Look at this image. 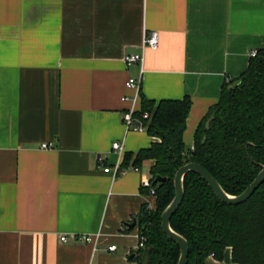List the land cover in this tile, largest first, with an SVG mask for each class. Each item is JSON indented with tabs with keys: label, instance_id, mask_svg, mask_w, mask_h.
<instances>
[{
	"label": "crops",
	"instance_id": "crops-1",
	"mask_svg": "<svg viewBox=\"0 0 264 264\" xmlns=\"http://www.w3.org/2000/svg\"><path fill=\"white\" fill-rule=\"evenodd\" d=\"M153 30L159 47L143 52ZM262 48L264 0H0V264H138L128 224L155 209L141 189L152 162L117 168L154 139L123 124L140 109L128 81L156 102L192 99V149L223 85ZM142 52L141 75L125 57ZM207 264H235L231 248Z\"/></svg>",
	"mask_w": 264,
	"mask_h": 264
},
{
	"label": "trees",
	"instance_id": "trees-1",
	"mask_svg": "<svg viewBox=\"0 0 264 264\" xmlns=\"http://www.w3.org/2000/svg\"><path fill=\"white\" fill-rule=\"evenodd\" d=\"M192 104L188 96L156 102L140 91V109L134 116L154 141L136 154L126 153L121 165L124 169L152 162L155 209L144 205L143 212L149 214L138 219L139 234L146 239L145 247L135 253L138 264H143L148 253L149 264L179 262L180 248L163 232L161 216L175 198L174 180L181 167L202 165L231 196L241 195L262 171L264 48L251 57L242 75L223 85L218 103L195 132L193 148L187 149L184 134ZM158 177L167 181L154 184ZM171 228L189 244L187 264H207L210 257L222 260L228 248L235 264H264V183L247 202L230 205L221 201L202 177L190 172Z\"/></svg>",
	"mask_w": 264,
	"mask_h": 264
},
{
	"label": "water",
	"instance_id": "water-1",
	"mask_svg": "<svg viewBox=\"0 0 264 264\" xmlns=\"http://www.w3.org/2000/svg\"><path fill=\"white\" fill-rule=\"evenodd\" d=\"M208 125L209 123L207 124V126ZM190 172H194L198 174L200 177H202L207 182V184L210 186V188L214 191V193L218 196V198L224 203H227L230 205H240V204L247 202L252 197V195L255 193V191L264 183V167H263L258 177L241 195L231 196L223 190V188L218 183V181L202 165L198 163H189L181 167L178 170L175 176V180H174L175 198L173 199L171 204L164 210L161 216V227H162L163 232L166 234V236L170 240L175 242L180 248V258H179L178 264L188 263L189 244L185 238H183L181 235L176 233L171 228V220L183 202L184 179H185V176ZM166 181H167L166 178L158 177L155 180L154 184L163 183ZM148 214H149L148 212H143V216H148ZM137 224H138L137 220H133L132 224H128V228H135L137 227ZM149 263H150V255L148 253L145 257L143 264H149Z\"/></svg>",
	"mask_w": 264,
	"mask_h": 264
},
{
	"label": "built area",
	"instance_id": "built-area-1",
	"mask_svg": "<svg viewBox=\"0 0 264 264\" xmlns=\"http://www.w3.org/2000/svg\"><path fill=\"white\" fill-rule=\"evenodd\" d=\"M159 40H160V34L158 31L153 30V31H150L149 33H146L143 37V41L141 44L142 51L144 52L146 49L157 50L159 47ZM143 52L141 54L129 55V56L125 57V62L127 63V65H129V66L133 65V64L140 65L141 75L143 74V65H144V61H145ZM256 54H257V52H253L252 57L256 56ZM127 88L136 89L140 93V91H141V80L130 79L127 83ZM128 100H129L128 97L123 98V101H128ZM135 112H136V110H134V109H131V110H128L127 112H125L123 114V124L129 132L144 133V132H146V127L142 124V122L140 120L135 118V116H134ZM50 147H51V145H47V144L42 145L43 149H47ZM113 150L115 152L119 153V155L125 154V146L122 142L113 143ZM130 170L135 172V173H141L140 167L134 166ZM117 172L120 175H125V174H127V172H129V169H127V168L123 169V168H121V166H119L117 168ZM141 189H142V191L146 192V195L155 198L156 191H155V188L153 187L151 175H149L145 178H142ZM79 239L84 241V242H87V243L93 242V237L88 236V235L80 236ZM61 240L64 243H66L68 241L66 236L62 237ZM145 240L146 239L144 237L140 236V234L138 235V246H137L138 250L145 247ZM116 250H117L116 246L109 247V251H111V252H114Z\"/></svg>",
	"mask_w": 264,
	"mask_h": 264
},
{
	"label": "rangeland",
	"instance_id": "rangeland-1",
	"mask_svg": "<svg viewBox=\"0 0 264 264\" xmlns=\"http://www.w3.org/2000/svg\"><path fill=\"white\" fill-rule=\"evenodd\" d=\"M235 84H236V82L235 83H233V84H231L232 86H235ZM187 148H189L190 146H186ZM144 173L145 174H149V168L147 167V166H145L144 167ZM150 199V201H152L153 200V198L151 197V198H149Z\"/></svg>",
	"mask_w": 264,
	"mask_h": 264
}]
</instances>
